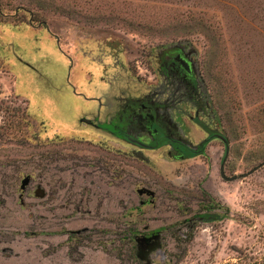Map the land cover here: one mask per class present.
<instances>
[{"label": "rangeland", "instance_id": "obj_1", "mask_svg": "<svg viewBox=\"0 0 264 264\" xmlns=\"http://www.w3.org/2000/svg\"><path fill=\"white\" fill-rule=\"evenodd\" d=\"M178 41L233 179L218 137L172 158L81 121L153 83L154 50ZM263 160L264 0H0V264H146L135 239L149 231L148 264H264Z\"/></svg>", "mask_w": 264, "mask_h": 264}, {"label": "flooded vegetation", "instance_id": "obj_2", "mask_svg": "<svg viewBox=\"0 0 264 264\" xmlns=\"http://www.w3.org/2000/svg\"><path fill=\"white\" fill-rule=\"evenodd\" d=\"M153 55L156 80L144 85H131V90L130 84H127L108 105L104 118L101 120V109L98 108L91 113L88 124L102 130L98 134L100 139L112 138L131 143L137 146L138 151L162 147L169 157L186 158L187 151L198 150L207 135L196 119L212 120L214 110L209 94L194 59V48L188 42L162 44L154 50ZM190 108L192 113L189 112ZM183 118H190L204 131L205 136L197 141L192 140L184 132ZM213 135L223 141L222 161L227 138L216 128ZM156 232L159 231L143 233L141 236L148 238L141 241L136 237V248L140 254H144L151 244L159 242Z\"/></svg>", "mask_w": 264, "mask_h": 264}, {"label": "trees", "instance_id": "obj_3", "mask_svg": "<svg viewBox=\"0 0 264 264\" xmlns=\"http://www.w3.org/2000/svg\"><path fill=\"white\" fill-rule=\"evenodd\" d=\"M196 122L203 128L204 131L207 132V135L202 139V145L200 146V148L198 150L195 151H187L186 153V157H192L198 153H203L204 151V146L206 144V142L212 138L215 132V128L212 126V123L207 121V120H203V119H196ZM157 145V144H156ZM209 201H210V206L214 207V206H218V207H223L224 204H222L219 201H216L212 196H209ZM224 214L222 212H198L196 217L198 219H202V220H217V219H221L222 216ZM71 236L76 237V232L75 231H71Z\"/></svg>", "mask_w": 264, "mask_h": 264}, {"label": "water", "instance_id": "obj_4", "mask_svg": "<svg viewBox=\"0 0 264 264\" xmlns=\"http://www.w3.org/2000/svg\"><path fill=\"white\" fill-rule=\"evenodd\" d=\"M81 121H83V122H85V123H89V122H91V121H90L88 118H86V117H81ZM222 138H223L224 140H226V138H225L224 136H222ZM225 142H226V141H225ZM226 156H227V144H226L225 154H224L223 159H222L221 164H220V175L222 176V178L228 180V179H233V178H235V175L228 176V175L224 172V161H225ZM262 164H264V160H263L262 162H260L258 165H256V166L254 167V169L257 168L258 166L262 165ZM28 181H29V175L24 176L23 179H22V181H21L20 187H21V188H24L25 185L28 183ZM140 191H141V190H140ZM155 236H156V237H159V236H160V233H159V232H156ZM146 238H148V237H146V236H145V237H143V236H139L137 239H138L139 241H141V240H144V239H146ZM159 246H160V242H155V243L151 244V245L148 247L147 251H145L144 254H140V253L138 252V250H137V251H136V255H137L140 259H144V260L146 261V264H148V263H149L148 253H149L151 250H154V249L156 250ZM136 249H137V248H136Z\"/></svg>", "mask_w": 264, "mask_h": 264}]
</instances>
